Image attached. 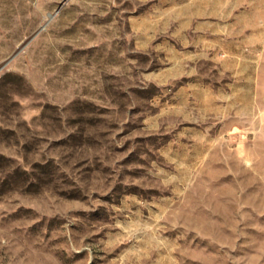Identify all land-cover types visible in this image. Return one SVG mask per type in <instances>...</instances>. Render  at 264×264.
<instances>
[{"label": "rangeland", "instance_id": "1", "mask_svg": "<svg viewBox=\"0 0 264 264\" xmlns=\"http://www.w3.org/2000/svg\"><path fill=\"white\" fill-rule=\"evenodd\" d=\"M0 264H264V0H0Z\"/></svg>", "mask_w": 264, "mask_h": 264}, {"label": "crops", "instance_id": "2", "mask_svg": "<svg viewBox=\"0 0 264 264\" xmlns=\"http://www.w3.org/2000/svg\"><path fill=\"white\" fill-rule=\"evenodd\" d=\"M213 100L215 106H221V108L226 109L230 105L229 89L225 88L220 90L219 93H215Z\"/></svg>", "mask_w": 264, "mask_h": 264}]
</instances>
